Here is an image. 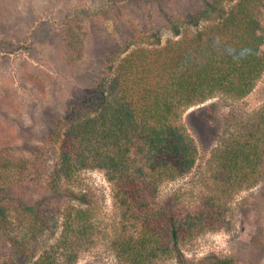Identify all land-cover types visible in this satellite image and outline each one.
I'll use <instances>...</instances> for the list:
<instances>
[{"label":"trees","instance_id":"1","mask_svg":"<svg viewBox=\"0 0 264 264\" xmlns=\"http://www.w3.org/2000/svg\"><path fill=\"white\" fill-rule=\"evenodd\" d=\"M115 1L98 9L105 19H114L109 2ZM83 13L76 8L63 17L70 64L87 53ZM164 19L174 34L164 43L161 29L134 27L112 44L88 98L71 105L52 131L58 157L51 168L41 158L44 151L21 158L3 144L0 264L77 263L98 231L94 196L74 185L77 172L88 168L104 170L113 184L122 233L114 232L109 246L120 264H240L214 253L191 260L182 244L203 229L222 227L226 197L262 177L264 133L258 131H264V105L249 116L248 135H224L214 149V190L200 208L184 214L173 198L154 200L161 183L187 173L199 155L196 140L178 123L183 109L216 94L245 98L263 76L264 0H204ZM27 64L23 78L44 89V77L31 74ZM137 154L146 161L135 167ZM29 187L38 190L34 200L20 194Z\"/></svg>","mask_w":264,"mask_h":264},{"label":"rangeland","instance_id":"2","mask_svg":"<svg viewBox=\"0 0 264 264\" xmlns=\"http://www.w3.org/2000/svg\"><path fill=\"white\" fill-rule=\"evenodd\" d=\"M203 2L117 0L109 2L114 16L109 20L98 10L106 0H2L0 150H4L3 144L8 143L10 150L15 151L14 155L27 159L44 151L41 158L51 168L58 157L57 150L50 145L52 131L71 105L88 98L101 59L112 44L129 37L134 27L161 29L164 43L174 35L166 28L164 14L184 15ZM76 8L84 12L82 22L89 31L87 53L77 65L65 59L68 48L61 34L64 14ZM24 62L31 67V74L35 72L44 77V89L23 78ZM263 105L264 74L245 98L216 94L183 109L178 123L184 125L196 140L199 155L187 173L176 180L165 179L161 183L154 201L159 204L173 198L184 214L200 208L214 190L215 183L209 170L214 149L224 135H248L253 129L248 122L249 116L261 110ZM241 118L243 122H240ZM226 127L229 130L225 133ZM258 133L262 135L264 131ZM132 159L135 167L146 161L145 154L133 155ZM259 171L262 177L259 176L258 182L245 183L226 197L228 207L222 218V227L203 229L183 242L182 250L187 258L197 260L214 253L232 256L240 264H264V164ZM74 179L76 189L90 191L94 196L95 224L98 227L95 243L80 254L76 264H120L109 246L114 232L122 233L121 212L115 203L113 184L106 172L99 168L80 170ZM37 192L29 187L22 189L20 194L34 200Z\"/></svg>","mask_w":264,"mask_h":264}]
</instances>
